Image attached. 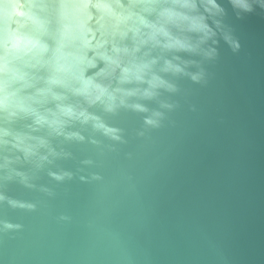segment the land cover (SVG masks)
Returning a JSON list of instances; mask_svg holds the SVG:
<instances>
[{
	"label": "water",
	"instance_id": "1",
	"mask_svg": "<svg viewBox=\"0 0 264 264\" xmlns=\"http://www.w3.org/2000/svg\"><path fill=\"white\" fill-rule=\"evenodd\" d=\"M0 264H264V0H0Z\"/></svg>",
	"mask_w": 264,
	"mask_h": 264
}]
</instances>
